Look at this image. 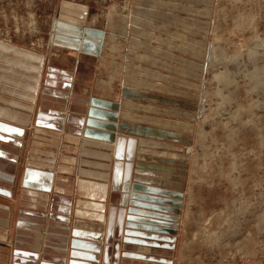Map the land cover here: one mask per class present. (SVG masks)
Wrapping results in <instances>:
<instances>
[{
    "label": "rangeland",
    "instance_id": "1",
    "mask_svg": "<svg viewBox=\"0 0 264 264\" xmlns=\"http://www.w3.org/2000/svg\"><path fill=\"white\" fill-rule=\"evenodd\" d=\"M63 48L84 50L78 65L113 80L110 124L134 138L103 142L85 132L74 144L31 129L29 143L54 162L102 158L99 167L72 168L103 183L79 184L90 197L71 214L74 226L102 240L107 217L125 216L110 217L112 203L124 214L161 210L159 242L171 245L156 247L149 232L153 245L127 248L145 250L147 262L123 264H264V0H0V94L33 107L44 65H75L61 62ZM17 99L0 106V117H21ZM110 175L118 189L105 201ZM133 182L145 190L129 189ZM133 215L154 225L162 217Z\"/></svg>",
    "mask_w": 264,
    "mask_h": 264
},
{
    "label": "crops",
    "instance_id": "2",
    "mask_svg": "<svg viewBox=\"0 0 264 264\" xmlns=\"http://www.w3.org/2000/svg\"><path fill=\"white\" fill-rule=\"evenodd\" d=\"M62 50L66 53L62 55L61 62L72 59L75 65L52 64L46 65V68L44 65L33 107L28 108L31 104L26 100L0 94V106H7L9 98L24 104L19 110L20 118H17V114H13L16 120L0 117V264H123L122 258H130L132 262H147L149 255L145 250L137 248L132 251L127 248H143L153 244L156 247L171 245L159 242L166 237L160 234L165 233L163 228L166 225L162 222L165 214L161 210L148 211L134 207L126 208L124 214L122 207L115 202L109 206L107 214L111 217V214L117 212L125 216H122L119 223H116L117 219L110 220L107 217L105 231H108L102 240L99 232L80 230L79 226L75 227L73 224L74 216L84 212L79 200L90 195H85L79 184L84 181L103 183L100 182V177L85 179L83 175L80 176L81 173L84 174L81 167L73 175L72 168L74 165L85 166L86 162L99 167L102 158L93 156L92 160L84 161L78 157L75 161L71 154H63L54 162L51 155L36 152L29 143L32 128L36 133L40 130H54L51 134L57 140L62 133L68 142L74 144L79 143V137L81 141L84 139L85 132L93 133V139L103 142H111L119 135L124 140L133 138L127 133L118 134L110 124L117 112L111 106L115 107L117 100L105 95L111 94L110 84L113 80L97 77V65L92 69L89 65H78L82 61L80 58L86 60L81 55L85 54L84 50ZM95 82L98 84L96 89ZM103 104H109V108L102 107ZM104 118H108L107 125L101 122L105 121ZM54 139L52 144L55 145L58 142ZM94 147L101 148L97 145ZM65 148L69 152L74 146L67 144ZM127 163L128 161L125 162ZM92 170L95 171V168ZM129 175L131 176V172ZM103 181L108 185L106 201L108 195L111 197V190L118 188L114 186L116 177L112 175ZM120 197L122 198V194ZM71 214L75 215L71 218ZM133 214L162 217L157 219L159 224L154 225L146 218ZM168 221H171L170 217ZM171 223L168 227L173 225ZM149 226L152 227L151 230ZM138 231L140 235L137 234ZM149 232L157 237L158 241H154L156 243L151 241L153 244H149L146 240L148 238L144 234ZM121 247H124V251ZM157 260L159 263L166 261L161 257Z\"/></svg>",
    "mask_w": 264,
    "mask_h": 264
},
{
    "label": "bare ground",
    "instance_id": "3",
    "mask_svg": "<svg viewBox=\"0 0 264 264\" xmlns=\"http://www.w3.org/2000/svg\"><path fill=\"white\" fill-rule=\"evenodd\" d=\"M213 52V51H212ZM215 53V52H214ZM218 53V52H217ZM216 53V54H217ZM253 53V52H252ZM251 53V54H252ZM220 54V53H219ZM221 55V54H220ZM212 56H213V53H212ZM229 56V55H228ZM224 58V57H223ZM234 59H236V58H234ZM222 60H224V59H222ZM232 61V60H231ZM255 63V62H254ZM256 70V69H255ZM221 71H223V70H221ZM221 71H220V73H221ZM226 72V71H225ZM225 72H223V73H225ZM255 72V71H254ZM253 73V72H252ZM226 74V73H225ZM228 74V73H227ZM217 75V74H216ZM219 75H217V77H218ZM221 76H222V74H221ZM225 76V75H224ZM256 76V75H255ZM227 78V77H226ZM263 78V77H262ZM264 79V78H263ZM219 80V79H218ZM224 80V79H223ZM227 80H228V78H227ZM260 85V84H259ZM255 89H257V88H255ZM249 90H251V89H249ZM220 94H221V92H220ZM118 166H120V165H118ZM131 186L129 187V189H131V188H136V187H139V189L141 190V191H144L145 189H144V186H141V185H138V184H135L134 182L133 183H131L130 184ZM129 195H130V193H129Z\"/></svg>",
    "mask_w": 264,
    "mask_h": 264
}]
</instances>
